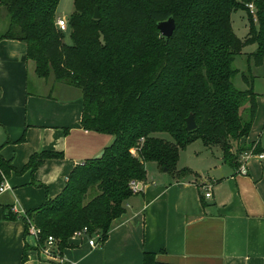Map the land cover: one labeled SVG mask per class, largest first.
I'll return each mask as SVG.
<instances>
[{
    "label": "trees",
    "instance_id": "obj_1",
    "mask_svg": "<svg viewBox=\"0 0 264 264\" xmlns=\"http://www.w3.org/2000/svg\"><path fill=\"white\" fill-rule=\"evenodd\" d=\"M60 2L1 0L5 31L0 30V40L26 43L38 78L78 89L81 127L114 141L99 158L76 166L56 198L24 216L5 207V220H22L26 236L29 221L40 230V248L52 236L64 250L84 228L106 242L112 223L136 194L133 183L146 181L147 164L173 177L188 176V169H178L180 153L197 141L220 147L235 167L243 152H264L259 143L241 144L257 113L254 78L242 74L247 90L234 85L241 74L234 62L248 44H257L250 60L264 66V0H74L65 32L71 44L56 26ZM250 3L257 9V26ZM96 7L99 20L94 19ZM238 11L249 18L244 41L233 31L232 16ZM170 17L176 30L167 39L157 24ZM191 114L198 127L189 132ZM234 145L241 146L237 156L231 153ZM62 157L36 153L19 173L34 174L47 160ZM13 170L0 154V184ZM143 264L162 263L144 253Z\"/></svg>",
    "mask_w": 264,
    "mask_h": 264
},
{
    "label": "crops",
    "instance_id": "obj_2",
    "mask_svg": "<svg viewBox=\"0 0 264 264\" xmlns=\"http://www.w3.org/2000/svg\"><path fill=\"white\" fill-rule=\"evenodd\" d=\"M61 4L57 19L69 20L73 12L60 16ZM82 111L78 89L37 77L26 43L0 40V154L14 168L5 176L11 190L0 195V264H143L144 253L162 264H264V159L258 157L264 152L248 159L242 176L240 161L235 167L221 149L204 144L200 153L208 166L189 168L185 178L147 164L146 181L112 223L106 242L90 247L86 237L71 238L68 248H59L62 262L43 258L22 220H5V207L24 216L56 198L76 166L113 143V136L81 127ZM253 142L264 149V94L257 95L256 118L241 144ZM42 152L63 157L47 160L34 174L19 173Z\"/></svg>",
    "mask_w": 264,
    "mask_h": 264
},
{
    "label": "rangeland",
    "instance_id": "obj_3",
    "mask_svg": "<svg viewBox=\"0 0 264 264\" xmlns=\"http://www.w3.org/2000/svg\"><path fill=\"white\" fill-rule=\"evenodd\" d=\"M74 0H62L61 7L59 9V15L63 16L69 13H72L74 11ZM248 14L245 11H238L233 14L232 16V26L233 31L235 35L241 39L245 40L250 33V23L249 18L247 16ZM257 26V23L255 24ZM0 30L2 32L5 31V12L3 9L0 8ZM66 43L71 44L69 33H65V40ZM257 50V44H248L244 47L242 50V54L239 55L235 62L234 67L238 70H240L241 74L236 77L234 80V85L239 90H246L247 84L243 81L242 74H246L248 77L252 76L254 78V84L255 88L254 91L257 95L264 94V66H256L255 63L250 60V55L254 53ZM246 84V86H245ZM245 118V117H244ZM165 139L171 140L169 135H162ZM243 146V145H242ZM245 146H247L245 144ZM203 147V143L201 141H197L196 143L191 144L188 146V148L185 150V152H182V156L180 157V162L178 163V167H188L183 169H188L191 171V169L194 168H206L207 162L203 160L202 154L200 153L201 148ZM241 146L234 145L233 150L231 153H234L236 156L237 151ZM203 149H205L203 147ZM221 148L216 147L215 151H218ZM222 150V149H221ZM191 168V169H189ZM148 169V167H147ZM150 169V168H149ZM149 176L151 177V172L149 171ZM186 176L183 175H176L175 178L182 179Z\"/></svg>",
    "mask_w": 264,
    "mask_h": 264
},
{
    "label": "built area",
    "instance_id": "obj_4",
    "mask_svg": "<svg viewBox=\"0 0 264 264\" xmlns=\"http://www.w3.org/2000/svg\"><path fill=\"white\" fill-rule=\"evenodd\" d=\"M248 10L250 14L253 16L255 22H257V9L253 3H250L247 5ZM56 26L60 32H67L69 29V21L68 19L65 18H59L56 21ZM254 155L253 151L249 152H244L240 155V167L238 168V174L242 176H246L248 174V169L246 166V163L248 159H250ZM258 157L263 160L264 159V154L258 155ZM214 186L213 185H206L204 187V196L207 199L212 198V191H213ZM11 190L10 185L6 182V180L0 184V195ZM133 190L135 193L139 192L138 184L133 183ZM14 213L20 214V211L14 207L13 208ZM29 235L35 237L37 241L39 240L40 236V230L36 228V226L29 221ZM100 235H94L90 236V232L88 228H84L81 231L76 232L72 239H77V238H83L86 237L89 239L88 243L90 247H97L100 245ZM40 255L47 259V260H52V261H60L62 262V258L60 255V249L58 246V240L52 236L48 237V239L45 242V245L40 248Z\"/></svg>",
    "mask_w": 264,
    "mask_h": 264
},
{
    "label": "water",
    "instance_id": "obj_5",
    "mask_svg": "<svg viewBox=\"0 0 264 264\" xmlns=\"http://www.w3.org/2000/svg\"><path fill=\"white\" fill-rule=\"evenodd\" d=\"M0 2H1V0H0ZM100 18H101L100 10L98 7H96L95 11H94V19L99 20ZM157 28H158L159 32L161 33L162 37L169 39L173 36V34L176 30L175 19L173 17H170L166 21L159 22L157 24ZM186 124H187L186 129L189 132L196 130L198 127L197 123L195 121V117L192 114L186 119ZM164 172L167 173V169H165Z\"/></svg>",
    "mask_w": 264,
    "mask_h": 264
}]
</instances>
